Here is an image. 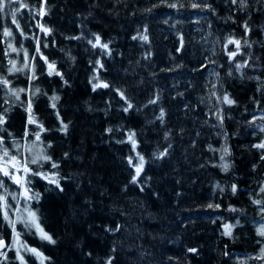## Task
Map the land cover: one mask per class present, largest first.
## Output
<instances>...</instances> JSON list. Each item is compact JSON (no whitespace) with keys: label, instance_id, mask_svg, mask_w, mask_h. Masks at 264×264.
Segmentation results:
<instances>
[{"label":"trees","instance_id":"obj_1","mask_svg":"<svg viewBox=\"0 0 264 264\" xmlns=\"http://www.w3.org/2000/svg\"><path fill=\"white\" fill-rule=\"evenodd\" d=\"M25 2L36 6L39 0ZM190 2L48 0L46 17L34 19V9L17 14L26 36L11 25L10 15L0 18V24L14 31L13 38L0 35L5 41L0 44V63L6 75L7 60L17 59L20 66L23 56L21 52L5 57L7 43L23 46L31 56L37 38L43 54L56 61L63 73L62 77L48 76L44 61L37 57L38 79L29 80L31 73L9 75L16 88L31 85L41 89L34 98L35 111L52 131L42 134L37 150H45L60 164L63 177L64 190L60 191L40 177L29 176V187L41 194L31 206L38 209L57 243L41 241L34 230L17 224L22 241L50 257L51 264H104L109 256L114 258L113 264H237L248 254L255 255L256 242L261 239L257 228L264 223L261 206L252 203L264 198L259 191L264 184V150L252 147L264 141V119H260L264 117V94L256 90L259 81L255 79L260 76L264 80V5L249 0L251 6L240 11V5L230 0H207L213 5L212 11L191 9ZM173 3L177 8L169 7ZM16 7L10 5L6 13ZM245 20L253 29L248 37L252 47L238 59H247L251 53V63L258 67L246 68L243 76L232 67L229 76L224 43L230 34L238 38L243 34ZM39 23L52 28V34L45 36L37 27ZM145 28L148 42L132 39ZM93 33L110 42L111 55L88 43L94 39ZM181 36L184 47L177 51ZM44 42L49 47L44 48ZM206 57L216 63L203 69ZM98 59L104 64L99 77L112 87L93 91L90 81ZM214 73H219V78ZM214 84L218 92L227 91L237 101L233 106L219 105L224 109L222 127L209 112L216 105L215 97L210 103L207 99ZM116 88L133 104L128 112L123 111L127 102ZM53 95L60 97L56 110L50 107ZM157 96V103L150 104ZM20 99L26 105L24 93ZM161 107L166 110L163 123L157 119ZM56 111L69 124L66 133L58 130L61 125ZM10 116L5 125L11 134L9 142L14 138L25 143L30 137L24 135V106L13 104ZM253 116L257 119L250 124ZM109 128L113 131H106ZM129 131L137 133V151L146 159L137 184L130 183L134 169L127 157L134 152L126 142ZM47 144L51 148H45ZM225 146L230 154L221 160ZM165 148L167 155L157 158ZM225 162L229 164L227 171L221 167ZM41 164L32 167L47 173L49 166ZM232 184L237 185L236 194L231 192ZM6 186L10 192L19 191L7 179ZM210 203L221 207L210 209ZM23 204L21 200L19 206ZM230 206L240 211L231 212ZM237 219L240 224L233 229V236L222 235L223 223ZM117 225L119 231L110 230ZM0 233L5 239L12 235L9 227H0ZM189 248L197 252H188ZM225 251L230 256H225ZM25 259L27 264H39L31 253H25ZM8 264H19L13 251H9Z\"/></svg>","mask_w":264,"mask_h":264},{"label":"snow or ice","instance_id":"obj_2","mask_svg":"<svg viewBox=\"0 0 264 264\" xmlns=\"http://www.w3.org/2000/svg\"><path fill=\"white\" fill-rule=\"evenodd\" d=\"M164 2V0H162ZM230 3L233 5H240L239 10L243 11L246 8H249L251 5L249 4V0H230ZM258 3L264 5V0H258ZM16 4L18 7L12 9L10 13H6V9L9 8L10 5ZM191 9H200V10H212L214 11L213 5L208 3L207 0H191L190 2ZM153 7H156L153 5ZM169 7L177 8V4H170ZM183 7V5H180ZM34 9L35 17H46L49 14V5L48 0H39L38 5L33 6L30 3L25 2V0H0V18H3L6 14L11 17V25L15 26V30L19 31L21 35H25L21 28V24L19 22L17 14L21 12V10H29ZM151 11V9H148ZM229 19H233V17L229 16ZM235 22V21H234ZM37 27L41 32L45 34V36H50L53 32L52 28L47 27L45 24L39 23ZM243 28V34L238 38L235 34H230L226 38V42L224 43V51L226 52L227 59L230 65L228 75H232V67L235 68L237 73H240L241 76L244 75V70L246 68H255L257 65L251 63L253 57L251 53H248L247 59L239 60L238 57L245 55V49L252 47V42L248 39L250 34L253 32L251 25L248 20H245L241 25ZM0 35L4 38H13L14 31L11 27H5L0 24ZM147 29L145 28L144 33H137L136 36H133L132 39L139 38L144 42L149 41V36L146 34ZM93 40H88V43L93 48H99L104 51V54L111 55V49L109 47L110 42H103L102 37L99 34L93 33ZM81 37H72V39H80ZM219 40H217V43ZM5 43L3 39H0V44ZM229 45L232 47L229 48ZM43 47H49L47 42L43 43ZM184 47V39L183 36L180 38V48L177 51H180ZM23 53L22 61L20 62V66H17V59H8L7 67L5 74L4 65L0 63V227H9L11 229V237L9 239L4 238V234L0 233V264H8L9 262V251H13L15 253V260L19 261V264H27L25 259V253H31L39 260V264H51V258L44 255L38 248L30 247L26 242L22 241L21 235L22 233L17 230V224L22 223L26 229L34 230L33 234L37 235L41 241H46L49 244L55 245L57 243L54 235L46 230L45 224L46 221L41 219V216L38 214V209L31 206L32 201H38L41 197V194L38 192H34L29 185L31 184V180L29 176L40 177L42 180L47 181L50 185H55L57 189L63 191V187L61 186V179L63 177L60 176L59 168L60 164L53 159L51 155H48L45 150H37L40 143L43 141L42 134L52 131V129L46 128L43 120L37 115L35 111L34 98L38 93L41 92L40 88H32L31 85L28 88H16L13 86L12 80L9 79V75L15 73H25L27 76L29 73L31 75L28 77L29 80H36L38 77L36 76V66L34 61L39 57L44 61L47 67V75L48 76H63L57 68L56 61H50L47 56H45L41 50V41L37 38L35 54L29 55L28 50L24 49L23 46L20 48L14 46L12 43H7V48L4 50L3 55L8 57L11 53L20 54ZM213 54H215L213 50ZM150 55V53H148ZM74 60L75 57H72ZM259 60V57L255 58ZM207 63H202L201 68L206 69L208 64H215V60L208 59L206 57ZM90 63H92L90 61ZM98 67L94 68V72L96 73L92 80L90 81L92 90L96 91L97 89H109L112 85L99 77L100 70L104 69V64L101 60H96L94 62ZM214 75L219 78V73H214ZM252 79V77H249ZM255 79L259 81V86L257 87V91L264 94V80H261L260 76H256ZM95 81V82H93ZM67 83V81H65ZM213 91L210 96L207 98L208 102H211V98L215 97L216 105H213L209 112L214 115L222 127L224 123L223 112L224 109L219 107V105H227L233 106L237 103V101L232 97V95L227 91L218 92L216 90V85L213 86ZM7 89V91H5ZM115 91L121 97L122 100L127 102V107L123 109L124 112H128L129 109L133 108V104L126 96L125 92L120 88H116ZM21 93H24L27 98V103L24 105V102L21 101ZM46 95V94H45ZM7 97V99H4ZM50 107L53 110L57 109V101H59L60 97L58 95H53L50 98ZM156 99L150 100V104L157 103ZM205 100L202 99L201 103H204ZM259 105V101H255ZM3 104H8V107H3ZM13 104H19L24 106V111L26 113L25 118V132L24 135L30 137L28 141L25 143H20L13 138L12 142H9V137L11 134L7 131L5 125L9 124L11 119L10 116V108ZM187 107V105L185 106ZM57 119L60 121V128L58 129L61 132H67L69 124L64 123L63 119L60 117L59 111L55 112ZM166 116V110L161 107L159 109V115L157 119L162 123ZM257 117L253 116L252 120L249 123H254ZM260 119H264V117H260ZM30 126H35L34 129L30 128ZM106 131L112 132L113 129L109 128ZM261 131H264V126L261 127ZM168 133L165 134V139H167ZM137 133L135 131H129L127 133V140L131 144V149L135 153V155H129L127 157V162L130 167L134 169V175H132L130 183L137 184L139 183V178L144 171V167L146 164V159L143 154L137 151L138 140ZM23 139V137L21 138ZM121 143L125 141H119ZM171 145L168 146L170 148ZM211 148V146H209ZM252 147L264 150V141H261L258 144L253 145ZM45 148H51V144L45 145ZM168 148H165L163 151L158 153L157 158H162L167 155ZM24 152L29 153L30 155H24ZM230 154V150L227 146L223 148V155H221L220 159L224 160L225 156ZM64 156L67 157L68 153H64ZM261 159L264 160V155L261 156ZM135 161V162H134ZM41 162H45L49 166V171L44 173L42 171H38L34 169L32 166H43ZM223 170L227 171L229 168V164L225 162L222 166ZM255 167V165L253 166ZM55 170V171H53ZM6 179L10 180L13 185H15L19 191L10 192L8 187L6 186ZM217 188H220V191L223 192L224 189L220 187V184L217 183ZM50 190V189H46ZM238 191L237 185H231L232 194H236ZM259 191L261 194H264V184L259 186ZM10 200H14L16 203H10ZM21 200H23V206H18L21 204ZM252 203L256 205H260L259 212L261 213V220L264 221V198L255 199ZM208 208L210 209H219L221 207L220 204H208ZM231 212H238L239 209L235 207H229L228 209ZM215 222V221H213ZM240 224L239 219L235 221V223H223L222 225V235L227 237L233 236V229L236 228ZM120 225H117L115 229H110L112 231H119ZM257 235L261 238L257 240L256 245L257 248L255 250V255L248 254L246 260H238L237 264H247V261H259L260 264H264V223H261L257 228ZM227 247V245H225ZM115 251V249H113ZM188 252L195 253L197 252L196 248H189ZM91 255V253H89ZM225 256H230V254L225 251ZM114 258L109 256L104 264H113Z\"/></svg>","mask_w":264,"mask_h":264},{"label":"rangeland","instance_id":"obj_3","mask_svg":"<svg viewBox=\"0 0 264 264\" xmlns=\"http://www.w3.org/2000/svg\"><path fill=\"white\" fill-rule=\"evenodd\" d=\"M134 155H135V153H134ZM19 206V205H18Z\"/></svg>","mask_w":264,"mask_h":264}]
</instances>
